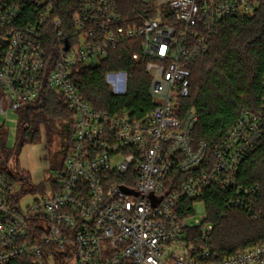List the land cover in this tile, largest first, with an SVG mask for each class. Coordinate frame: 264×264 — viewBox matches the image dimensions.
Wrapping results in <instances>:
<instances>
[{
  "label": "built area",
  "instance_id": "1",
  "mask_svg": "<svg viewBox=\"0 0 264 264\" xmlns=\"http://www.w3.org/2000/svg\"><path fill=\"white\" fill-rule=\"evenodd\" d=\"M258 2L143 0L141 23L131 25L116 0H78L67 33L50 0H0V116L44 90L59 93L73 112L66 170L47 183L46 194L22 207L19 182L0 174V264H264V243L210 260L214 226L204 203L213 188L230 194L227 209L256 208L260 188L241 186L238 176L264 136V78L261 107L245 112L218 144L212 168L179 185L171 177L174 169L190 174L206 154L204 142L191 144L196 113L180 117L189 66L210 51L222 18L252 14ZM50 34L57 55L51 66L44 47ZM129 41H139L133 60L144 61L151 79L153 110L142 119L128 109L96 111L72 79L75 66L107 59ZM109 76L122 79L117 94H124L130 76ZM182 202L193 203L185 217Z\"/></svg>",
  "mask_w": 264,
  "mask_h": 264
},
{
  "label": "trees",
  "instance_id": "2",
  "mask_svg": "<svg viewBox=\"0 0 264 264\" xmlns=\"http://www.w3.org/2000/svg\"><path fill=\"white\" fill-rule=\"evenodd\" d=\"M54 15L63 22L67 33L72 29L73 16L78 0H50ZM119 14L128 24H139L138 16L143 14V0H116ZM231 2L234 0H210ZM210 51L189 66L191 71L190 95L180 101V117L188 112L196 113V122L190 139L193 149L201 142L206 144L203 163L190 174L177 169L171 177L178 185L189 175H198L210 170L218 144L227 136L245 112H255L263 103L262 80L264 78V0H259L255 11L249 15L233 14L222 18ZM44 44L48 63L57 59L53 36L50 34ZM140 52L139 41L123 43L107 59L77 65L72 79L82 97L96 111L115 114L123 109L132 110L137 119L146 117L153 105L148 96L151 79L145 73V63L135 64L133 55ZM126 72L130 77L126 92H112L107 82L111 73ZM17 134L14 147L8 146L9 131L0 123V174L28 187L34 193L39 190L32 183L30 173L20 166V155L27 145L40 141V127L45 126L47 134H53L57 123H62L65 144L51 164L58 174H64L66 161L73 147V112L64 98L57 92L44 90L39 97L25 104L17 111ZM62 132V131H61ZM62 133V134H63ZM54 181V178H50ZM241 186H258L261 190L256 208L252 214L240 209H227L229 193L209 189L205 197V209L209 222L214 226L210 244L211 261L243 252L264 243V136L241 166L238 176ZM25 195L21 190L20 197ZM180 217L192 213L193 203L182 202ZM256 216V218H254ZM9 264H46L32 259H19ZM122 264H130L123 262Z\"/></svg>",
  "mask_w": 264,
  "mask_h": 264
},
{
  "label": "rangeland",
  "instance_id": "3",
  "mask_svg": "<svg viewBox=\"0 0 264 264\" xmlns=\"http://www.w3.org/2000/svg\"><path fill=\"white\" fill-rule=\"evenodd\" d=\"M121 80L122 79H120L119 76L117 78L116 76L108 77L107 82L109 83L112 92L117 93L123 90ZM17 121L18 116L14 111L9 112L7 116H0V123H5L6 128L9 131L8 146L11 148L15 146L16 142ZM40 132V141L35 145L25 146L19 158L20 166L22 165L23 168L29 170L34 180L41 182L44 179V182L38 187L39 190L34 193L30 190V188L23 187V185L19 183V190L25 191V195L21 197L22 207H27L31 203L34 196H42L46 194L47 183L50 181V178H55L58 174L57 169H51L50 167L51 164H56L55 161L53 163L52 161L56 156H59L58 153L62 151L65 144L66 135L63 133L62 123H57L53 134L48 135L44 125L40 127ZM58 161H61L60 156ZM32 183L34 185L33 180ZM204 213V207L198 205L197 216L202 217Z\"/></svg>",
  "mask_w": 264,
  "mask_h": 264
},
{
  "label": "crops",
  "instance_id": "4",
  "mask_svg": "<svg viewBox=\"0 0 264 264\" xmlns=\"http://www.w3.org/2000/svg\"><path fill=\"white\" fill-rule=\"evenodd\" d=\"M21 167H22V165H21ZM23 168V167H22ZM23 169H25L26 171H28L29 173H30V175H31V179L33 180V182H34V184L37 182V183H40L39 181H36V180H34V178H33V176H32V174H31V172L29 171V170H27L26 168H23ZM44 180V179H43Z\"/></svg>",
  "mask_w": 264,
  "mask_h": 264
}]
</instances>
